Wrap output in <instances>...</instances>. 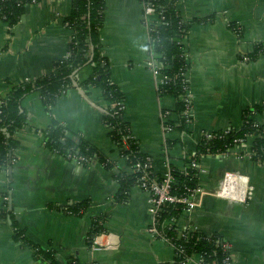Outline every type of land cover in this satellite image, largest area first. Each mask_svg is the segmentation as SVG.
Instances as JSON below:
<instances>
[{
  "label": "crops",
  "instance_id": "1",
  "mask_svg": "<svg viewBox=\"0 0 264 264\" xmlns=\"http://www.w3.org/2000/svg\"><path fill=\"white\" fill-rule=\"evenodd\" d=\"M167 1H174L189 24L183 37L192 102L187 134L163 127L161 112H173L176 99L159 92L162 77L147 63L150 34L142 1L105 0L100 29L112 80L125 94V118L142 149L153 156L152 169L161 174L169 170L170 161L183 168L185 153L195 154L204 131L239 127L246 109L264 104V48L254 53L264 42V0ZM71 8L72 0L31 2L11 33L8 22L0 20V94L12 82L49 73L67 55L72 28L65 16ZM149 18L155 20L156 15ZM91 70L83 66L79 76ZM106 103L95 85L84 93L69 87L51 113L38 91L24 99L29 117L15 132L16 158L0 166V211L7 208L5 200L9 208L11 196L17 208L7 216L0 214V264H49L17 239L12 217L27 237L54 249L60 264L72 257L82 264H174V247L149 230L150 192L134 184L128 200L113 202L119 184L116 172L126 160L101 118ZM51 114L118 166H83L46 146L42 130L51 123ZM253 116L264 124V110ZM166 136L175 141L166 146ZM252 145L253 139H248L234 144L226 155L201 154L193 205L177 219L181 230L221 232L231 243L233 264H264V164L252 159ZM83 199L91 204L81 214L61 208ZM109 210L104 243L91 245L87 232L93 216Z\"/></svg>",
  "mask_w": 264,
  "mask_h": 264
},
{
  "label": "trees",
  "instance_id": "2",
  "mask_svg": "<svg viewBox=\"0 0 264 264\" xmlns=\"http://www.w3.org/2000/svg\"><path fill=\"white\" fill-rule=\"evenodd\" d=\"M34 0H0V16L6 15L9 31L15 24L21 21L22 15L29 3ZM153 1L163 11L165 18L159 24L153 25L151 30L150 48L155 52L156 58L162 63L161 71L166 76L164 83L158 85L159 92H169L174 95L176 102L173 112L177 116L171 120L179 121L177 130L189 132L186 127L185 98V72L190 66L183 37L189 29L174 1ZM105 0H72L71 11L65 16V22L72 28L69 42V53L61 60L54 63L53 69L35 79L10 83L0 94V166L9 165L10 160H15V149L18 139L15 132L28 122V110L23 101L31 92L38 91L49 113L51 108L69 87L73 85V72L77 68L90 65L91 72L84 77H78L79 86L88 89L91 85L98 86L107 103L102 108L101 118L109 127V135L119 147L121 154L125 156V167H119L116 172L118 189L113 194V202L125 201L130 197V189L134 184H141L145 178L151 184L163 181L161 173L152 169L153 156L145 152L132 132L131 124L125 118V94L120 86L113 82L109 59L101 48V27L104 22ZM94 47L93 58L91 49ZM264 48V42L256 45L255 51ZM252 56V55H251ZM116 103V105H113ZM123 106L122 108H120ZM264 110V104L249 107L243 112V122L239 127L231 126L227 129L217 130L211 137H203L197 142V151L189 156L185 153L184 167H179L172 161L169 162V170L173 175L169 193L175 197L193 192L199 184V166L190 164L193 158L199 160L203 153L220 154L229 151L230 147L238 143L239 139L254 135L252 145V159L264 164V124L254 118L256 112ZM52 115V114H51ZM53 116V115H52ZM192 120V119H191ZM227 130V131H226ZM44 143L46 146L71 159L75 156H83L80 163L83 166L101 162L109 168L118 166L117 161L111 160L100 151L93 143L87 140L82 133L68 129L63 123L52 117L51 123L44 128ZM166 131V130H165ZM174 139L166 136L167 143ZM240 142V141H239ZM7 208L2 209L0 214L7 216ZM91 204L89 199H83L76 203L62 206L66 211L81 214ZM188 202L180 200L164 201L156 207L153 217L158 229L159 238L175 249L174 264H190L194 254L201 253L200 264H226L225 257L230 253L223 243L224 235L217 231H205L195 228L187 234L181 232L177 224L184 207ZM109 211L95 214L87 232L89 242L92 243L94 235L105 229L104 222ZM175 220V221H174ZM15 226V236L24 246L33 249L35 255L49 264H60L56 252L52 248H45L27 237L16 220L12 217ZM66 264H82L77 257H72ZM97 264V263H90Z\"/></svg>",
  "mask_w": 264,
  "mask_h": 264
},
{
  "label": "built area",
  "instance_id": "3",
  "mask_svg": "<svg viewBox=\"0 0 264 264\" xmlns=\"http://www.w3.org/2000/svg\"><path fill=\"white\" fill-rule=\"evenodd\" d=\"M34 1H37V0H34ZM34 1H32V2H34ZM141 1L143 3V6H144L145 20L147 23V28H148V31L150 34V40H151V30H153L152 26L159 24L160 21L165 18L163 11L158 8V7H162L163 5L157 6V4L153 1H147V0H141ZM150 14H155L156 19L151 20L149 18ZM0 20L6 21V15L0 16ZM68 53H69V51H68ZM147 63L151 67L153 73L156 76L162 77L160 84L164 83L166 80V76L161 71L162 63L158 60V58H156V54L152 49H151V56L148 59ZM185 83L186 84H185L184 95H185V98L187 100V107H186L187 118H186L185 123H186V127H187V125H189L192 121L191 120L192 116L190 113L191 107H192V102H191L190 94H189V81H188V77H187V71L185 72ZM113 105H116V103H113ZM122 107L123 106H121L120 108H122ZM1 111L2 110L0 108V113H1ZM173 113L174 112H172V110H169V109L162 110V112H161L163 127L167 132L172 131L174 129H177V126L179 125V121H176V120L173 123H171V120L175 119L173 117ZM214 132L215 131H204L202 138L214 136V134H213ZM182 133L187 134V132L186 133L182 132ZM253 138H254V135L250 134L245 139L244 138L239 139L240 142L238 141V143H236V144L244 143L248 139H253ZM196 151H197V149H196ZM228 152L229 151H225V152H221L220 154L226 155V154H228ZM73 160H75L77 163L80 164L84 160V157L83 156H75L73 158ZM190 164L195 165V166H199V161L196 158H193L192 161L190 162ZM162 177H163V181H161L159 184H158V182H155V183H152L150 186V184L148 183L146 178L140 184L141 187L147 189L151 194V196H150L151 209L150 210H151V214H152V224H151L149 230L151 232V235L154 237H159L158 236V229L156 227V222H155V219L153 217V213L156 211V207L159 206L161 203H163L166 200H168V201L180 200V201L189 203V205L187 207H184L183 209L189 208L193 205V198H194L195 193L198 189V187H197L193 190V192H191L189 194L182 195L180 197H175L169 193L170 187H171V181L173 179V175L171 174L170 170H168L166 173L162 174ZM194 229L195 228H187V229L181 230V232L184 233V230H187V234H188L190 231H192ZM107 234L108 233H106L105 230L97 232L93 237L91 245L103 244L104 238L106 237ZM223 246L225 249L230 250V253L225 257V263L226 264H233L234 263V257H233V252H232V248H231V243L226 239V241L223 243ZM193 260H196L197 264H200L201 260H202V254L201 253L194 254Z\"/></svg>",
  "mask_w": 264,
  "mask_h": 264
},
{
  "label": "water",
  "instance_id": "4",
  "mask_svg": "<svg viewBox=\"0 0 264 264\" xmlns=\"http://www.w3.org/2000/svg\"><path fill=\"white\" fill-rule=\"evenodd\" d=\"M93 54H94V47L92 46V49H91V56H90V59H89V61L87 62V64L88 63H90V61L92 60V58H93ZM79 70H80V68H77L74 72H73V77H74V79H73V84H74V86H76V87H78V89H79V91L81 92V93H84V89L81 87V86H79V83H78V76H79ZM10 163H11V160L9 161ZM14 206H13V200H12V196L10 197V200H9V208L10 209H12ZM14 208H16V207H14ZM17 209V208H16ZM96 246H101L100 244H97Z\"/></svg>",
  "mask_w": 264,
  "mask_h": 264
}]
</instances>
